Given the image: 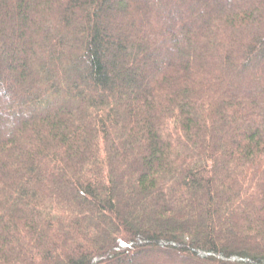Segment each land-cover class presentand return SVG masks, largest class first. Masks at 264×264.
I'll list each match as a JSON object with an SVG mask.
<instances>
[{
	"label": "trees",
	"instance_id": "trees-1",
	"mask_svg": "<svg viewBox=\"0 0 264 264\" xmlns=\"http://www.w3.org/2000/svg\"><path fill=\"white\" fill-rule=\"evenodd\" d=\"M137 255L264 264V0H0V264Z\"/></svg>",
	"mask_w": 264,
	"mask_h": 264
},
{
	"label": "rangeland",
	"instance_id": "rangeland-1",
	"mask_svg": "<svg viewBox=\"0 0 264 264\" xmlns=\"http://www.w3.org/2000/svg\"><path fill=\"white\" fill-rule=\"evenodd\" d=\"M61 102H55L54 104H53V106H55V105H57V104H60ZM51 107H52V105H50ZM147 256H149L150 258H152L151 256H152V254H150V255H147ZM157 256H161L160 254H158ZM144 258H145V255H137V257H136V260L134 261L135 262V264H144L143 262H144ZM167 258V257H166ZM168 258H169V256H168ZM169 259H172V261L174 262V264H183V263H180L178 260H173V258H169Z\"/></svg>",
	"mask_w": 264,
	"mask_h": 264
}]
</instances>
